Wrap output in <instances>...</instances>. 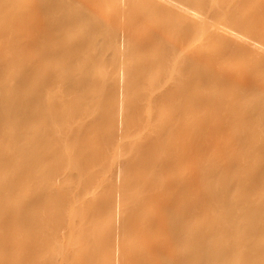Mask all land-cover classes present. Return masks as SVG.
I'll return each mask as SVG.
<instances>
[{"label": "bare ground", "instance_id": "obj_1", "mask_svg": "<svg viewBox=\"0 0 264 264\" xmlns=\"http://www.w3.org/2000/svg\"><path fill=\"white\" fill-rule=\"evenodd\" d=\"M263 190L264 0H0V264H264Z\"/></svg>", "mask_w": 264, "mask_h": 264}, {"label": "rangeland", "instance_id": "obj_2", "mask_svg": "<svg viewBox=\"0 0 264 264\" xmlns=\"http://www.w3.org/2000/svg\"><path fill=\"white\" fill-rule=\"evenodd\" d=\"M94 141H95V140H94ZM91 142H93V140H92ZM93 143L95 144L96 142H93ZM247 151H248V150H247ZM251 151H252V150H251ZM251 151L249 150L250 153H251ZM216 153L218 154L217 151H216ZM246 153H247V152H246ZM252 153H253V151H252ZM213 154L215 155L214 158H212L213 156L211 157V155H210V158H212V160H213V159L215 160V159L217 158V156H216L217 154H215L214 151H213ZM119 155H120V154H119ZM119 155H117V157H118ZM247 155H249V154L247 153ZM258 156H259V155H257L256 157H258ZM121 157H122L121 155H120V157H118L119 160H121V159L123 158V157H122V158H121ZM210 160H211V159H210ZM256 160H257V158H256ZM258 161H259V159H258ZM186 162H187V161H186ZM186 162H185V163H186ZM261 162H262V161H261ZM185 163H183L184 166H185ZM190 163H191V162H189V164H190ZM186 164H188V163H186ZM189 164H188V166L186 165L187 167H184V168H185V169L187 168V170H190V168H191V164H190V167H189ZM94 166H95V167H93V169H96V168L98 167L96 170H99V171L101 170V172L103 171L102 168H100L99 166H96V165H94ZM110 166H111V164L108 163L107 165H103V166H101V167H104V168L107 167V168H109ZM91 167H92V166H91ZM188 167H189V168H188ZM99 168H100V169H99ZM105 169H106V168H105ZM110 170H111V168H109L108 170H104V171L109 172ZM183 170H184V169H183ZM183 170H182V171H183ZM99 171H97V172H99ZM104 171L102 172L103 174H101V173L99 174V173H98V176L101 177V175H102V176L104 177V179H103V177H102L101 179L105 180V183H106V180H107V179H105V178L107 177L106 175H107V174L110 175L111 171H110V173H107V172H106L105 174H104ZM184 172H185V171H184ZM186 172L189 173V171H186ZM186 172H185V173H186ZM180 173L182 174L181 170H180ZM187 173H186V174H187ZM183 174H184V173H183ZM130 175H131V174L128 173L127 177H130ZM108 177H109V176H108ZM108 177H107V178H108ZM31 186H32V185H31ZM105 186H107V187L109 188L108 185L105 184L104 187H105ZM114 188H115V187H112V186H111L109 189H111V191H112V189H114ZM105 189L109 191V189H107V188H105ZM115 190H117V188H116ZM115 190H113V191H115ZM260 191H261V190H260ZM263 191H264V190H263ZM262 193H263V192H262ZM262 193L260 194V192H259V193L256 192L255 194H260L261 197H262V196H264V194H262ZM236 194H237V193H236ZM128 196H129V195H128ZM255 196H256V198L258 199V196H257V195H254V199H255ZM261 197H260V199H258V201L260 200V202L256 201L257 204H259V205L261 204V201H263V199H262L263 197H262V198H261ZM126 199H127V198H126ZM131 199L134 200L133 198H131ZM257 199H256V200H257ZM254 201H255V200H253V202H254ZM256 202H255V203H256ZM255 203H254V204H255ZM19 235H20V233H19ZM263 237H264V235H263ZM263 237L260 236L261 239H263ZM20 238H21V237L19 236V239H20ZM260 238H259V240H260ZM263 240H264V239H263ZM207 242H208V241H207ZM260 242L262 243V241H260ZM261 245L264 246V242H263ZM236 249H237V247L235 248L236 255H237V252H238V251H241V250H238L239 248H238L237 250H236ZM231 250H232V252L234 251L233 249H231ZM234 253H235V252H234ZM242 253H243V252L241 251V254H242ZM0 254H1V253H0ZM231 254H233V253H231ZM1 255H2V254H1ZM233 256H234V257H233ZM233 256H230V257H231V258L233 259V261H234V259H236L237 257H235V254H233ZM238 256H241V257H242V255H240L239 253H238ZM241 257H239L238 259H241ZM1 258H3V257L1 256ZM1 258H0V260H1ZM192 258H193V260L195 259L194 257H192ZM217 259H218V258H216V260H217ZM238 259H236V260H238ZM191 260H192V259H191ZM193 260H192V261H193ZM236 260H235L234 262H236ZM192 261H191V263H195V261H200V260H198V259L196 258L195 261H193V262H192ZM214 261H215V260H214ZM219 261H220V259H219ZM215 262H217V261H215ZM11 263H12V262H10L9 264H11ZM12 264H13V263H12ZM222 264H223V263H222Z\"/></svg>", "mask_w": 264, "mask_h": 264}]
</instances>
